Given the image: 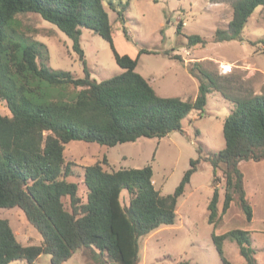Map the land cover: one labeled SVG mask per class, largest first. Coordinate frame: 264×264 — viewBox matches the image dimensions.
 <instances>
[{
  "label": "trees",
  "instance_id": "1",
  "mask_svg": "<svg viewBox=\"0 0 264 264\" xmlns=\"http://www.w3.org/2000/svg\"><path fill=\"white\" fill-rule=\"evenodd\" d=\"M116 4L121 6L117 12L124 20L128 2L122 1L0 0V101L11 113L0 111V208L20 207L42 236L38 244H23L9 220L0 217V264H35L43 254L51 256V264H65L82 249L89 252L85 264H139L141 238L177 221L178 200L203 160L213 166L209 223L216 228L233 201L248 222L253 219L239 164L264 160V90L228 95L211 72L194 63L188 68L199 82L194 99L159 95L137 71L141 53L152 51L140 49L132 57L115 47L108 9L117 10ZM260 6L264 7V0H233L232 19L226 28L215 30L214 40H243L244 27ZM27 13L40 15L72 40L84 76L50 66L47 46L34 38L39 29L21 19ZM84 29L109 42L123 68L121 73L100 81L92 78L81 41ZM123 32L130 40L126 28ZM188 39L191 44L206 43L200 35ZM212 90L221 91L233 102L223 125L225 146L209 156H203L199 146V156L190 160L173 193L162 194L155 187L152 164L108 169V157L84 167L86 200L79 195V184L68 180L74 174L65 157L69 142L116 146L141 137L184 133V118L195 110L204 113ZM63 92L72 95L62 96ZM222 181L225 193L220 211ZM124 190L127 202L122 200ZM212 240L221 264H233L225 254L226 240L238 245L247 264H258L250 230L213 231Z\"/></svg>",
  "mask_w": 264,
  "mask_h": 264
},
{
  "label": "rangeland",
  "instance_id": "2",
  "mask_svg": "<svg viewBox=\"0 0 264 264\" xmlns=\"http://www.w3.org/2000/svg\"><path fill=\"white\" fill-rule=\"evenodd\" d=\"M119 1L128 2L124 20L117 12L121 6L116 4L117 10L108 9L115 47L120 54L132 57H136L140 49L152 51L141 53L137 71L150 81L159 95L194 99L199 82L188 69L194 63L211 72L228 95L245 96L264 90V7H258L249 18L243 40L217 42L213 38L215 30L228 26L233 16V0H115V3ZM21 19L27 26L39 29L34 38L47 46L52 68L69 70L77 77L84 76L79 55L63 31L36 13L24 14ZM124 28L131 36L130 40L126 39ZM190 35H200L206 43L191 44ZM81 38L92 78L100 81L123 71L106 39L88 29L83 30ZM176 56H181L182 60ZM71 95L70 92L62 93V96ZM232 107L233 102L221 91L212 90L205 112L195 110L184 118V133L174 131L162 138L141 137L116 146L71 141L66 145L65 157L72 163L74 174L68 180L79 184V195L86 200L84 167L108 157L109 163L105 166L108 169L152 164L155 187L162 194L173 193L190 167V160L199 156V146H202L203 156L225 146L223 125ZM0 111L11 114L2 101ZM242 171L246 174L245 189L253 207L251 222L233 201L216 228L209 223L213 166L203 160L178 200L177 221L141 238L139 264H176L178 260H188L189 264H221L212 232L222 234L233 228L251 231L258 264H264V161L243 160ZM219 188L221 211L224 181ZM122 200L128 201L127 190L122 192ZM65 202L68 206L69 199ZM0 217L9 220L17 239L23 244L41 242V234L20 207L0 208ZM224 250L233 264H247L235 242L226 240ZM50 259L49 254H43L35 264H51ZM69 260L72 264L81 260L88 262L89 252L78 250ZM11 264L27 263L15 261Z\"/></svg>",
  "mask_w": 264,
  "mask_h": 264
},
{
  "label": "crops",
  "instance_id": "3",
  "mask_svg": "<svg viewBox=\"0 0 264 264\" xmlns=\"http://www.w3.org/2000/svg\"><path fill=\"white\" fill-rule=\"evenodd\" d=\"M262 161H264V160H262ZM254 162H255V161H254ZM259 162H261V161H259ZM259 162H258V163H259ZM239 165H240V168L242 169L243 161H241ZM243 172H244V171H243ZM244 176H245V180H246V174H245V173H244ZM85 263H86V260H85L84 262H83V260H81V262H79L78 264H85ZM65 264H72V263H71V261L69 260V261H67ZM144 264H145V263H144Z\"/></svg>",
  "mask_w": 264,
  "mask_h": 264
},
{
  "label": "bare ground",
  "instance_id": "4",
  "mask_svg": "<svg viewBox=\"0 0 264 264\" xmlns=\"http://www.w3.org/2000/svg\"><path fill=\"white\" fill-rule=\"evenodd\" d=\"M230 67H227V70H229Z\"/></svg>",
  "mask_w": 264,
  "mask_h": 264
}]
</instances>
